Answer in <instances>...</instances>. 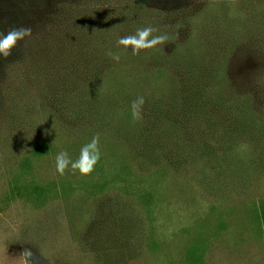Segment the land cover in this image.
Masks as SVG:
<instances>
[{
  "label": "rangeland",
  "instance_id": "1",
  "mask_svg": "<svg viewBox=\"0 0 264 264\" xmlns=\"http://www.w3.org/2000/svg\"><path fill=\"white\" fill-rule=\"evenodd\" d=\"M149 25L173 42L56 82L77 37ZM20 26L31 43L0 56V264H264V96L241 53L264 0H0V32ZM97 134L92 173L59 175Z\"/></svg>",
  "mask_w": 264,
  "mask_h": 264
},
{
  "label": "clouds",
  "instance_id": "2",
  "mask_svg": "<svg viewBox=\"0 0 264 264\" xmlns=\"http://www.w3.org/2000/svg\"><path fill=\"white\" fill-rule=\"evenodd\" d=\"M158 29L152 26H146L136 30L135 34L119 37L118 46L124 49H131L132 55H138L142 50L153 49L157 45L164 44L169 37L166 34L153 35ZM33 29L27 26L12 27L7 33L0 32V56L7 58L11 55L12 50L17 47L18 42H23L25 49L31 43ZM113 60L119 62L120 54L107 53ZM144 104V98L138 97L132 101L131 112L135 119L141 118V109ZM99 134L95 135L89 143L82 146L79 157L71 160L66 151H61L55 158V169L59 175H64L65 171L71 167L73 173L79 172L81 176H87L92 173L96 164L101 158L99 149ZM31 250L23 252L20 257L23 264H33Z\"/></svg>",
  "mask_w": 264,
  "mask_h": 264
},
{
  "label": "trees",
  "instance_id": "3",
  "mask_svg": "<svg viewBox=\"0 0 264 264\" xmlns=\"http://www.w3.org/2000/svg\"><path fill=\"white\" fill-rule=\"evenodd\" d=\"M130 21V20H129ZM140 21L136 22H131L129 26L134 24L135 27H138ZM171 27H174L173 23H171ZM170 27V28H171ZM135 33H131L128 35H133ZM124 37V35H122ZM261 36V35H260ZM69 40H72L73 37H68ZM80 41L75 42V43H80L83 48H80V51L77 53V55H72V58L76 61H81L82 64L80 68L78 69L75 67L68 72L67 66L63 65V70L66 73H63V71H60L57 73V79L56 82H61L59 79H66L69 75L75 76V78H81L85 76H91L96 74L99 70H102L104 68H108L110 66L111 57L107 55L108 52L112 53H118V49L116 48L117 44V38L119 36H116L113 33H91L87 34L84 36H79L77 37ZM62 41V39H61ZM43 42H47V40H43ZM98 42H103L105 44L110 45L111 49L108 50H94L92 48L94 44ZM168 43H172L170 39L167 40ZM86 44L88 47H86ZM92 44V45H91ZM242 53V57L247 58L248 62L247 64L249 65L248 69H251V72L248 73L245 77V82H248L252 88L262 94L264 96V35H262L259 39H251L249 38L246 46L244 47ZM39 54H47L50 56H53L55 61H59L62 55V51L59 50H54L50 49L48 51H38V54L34 56L41 65L44 63V59H42ZM32 57V56H31ZM33 58V57H32ZM76 70V71H75ZM189 70L187 69L186 72ZM184 71V74L186 75L185 78L188 77V74ZM64 74L63 76L61 75ZM74 74V75H72ZM192 76L191 78H187L185 81L188 83H197L196 81V69L192 68V71L189 73ZM53 76V75H52ZM62 76V77H61ZM208 76V75H204ZM62 83V82H61ZM46 151V146L44 144H40L35 148V153L36 154H42L43 152ZM261 219L264 221V206L262 207V212H261Z\"/></svg>",
  "mask_w": 264,
  "mask_h": 264
}]
</instances>
